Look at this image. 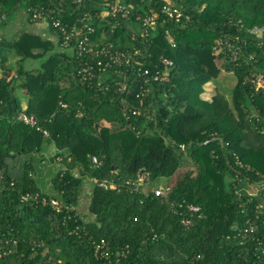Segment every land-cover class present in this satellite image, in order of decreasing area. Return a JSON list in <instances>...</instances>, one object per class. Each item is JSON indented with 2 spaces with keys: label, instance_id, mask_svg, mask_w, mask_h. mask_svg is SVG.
<instances>
[{
  "label": "trees",
  "instance_id": "trees-1",
  "mask_svg": "<svg viewBox=\"0 0 264 264\" xmlns=\"http://www.w3.org/2000/svg\"><path fill=\"white\" fill-rule=\"evenodd\" d=\"M48 1L0 0V26ZM119 2L127 17L89 20L90 54L78 56L74 40L63 48L50 25L59 43L28 30L0 33V264H264V91L248 80L250 68L264 72V0ZM168 3L189 20L165 17ZM87 10L99 9L67 2L61 19L80 24ZM153 12L156 27L141 36L136 16ZM255 26L263 27L261 38L250 32ZM227 35L256 61L236 64L217 52ZM108 43L112 52L131 53L141 69L166 70L167 80L144 84L132 63L106 65L107 55L94 50ZM37 59V67L23 65ZM97 59L103 71L84 79L78 68ZM221 69L236 76L231 100L220 92L204 98V84ZM22 112L36 123L20 119ZM44 144L60 164L51 192L40 188L31 156ZM184 158L195 169L174 178ZM138 172L171 184L161 195L135 190L130 181ZM85 177L93 183L88 221L76 211ZM249 184L259 191L250 193ZM101 240L108 257L94 250Z\"/></svg>",
  "mask_w": 264,
  "mask_h": 264
},
{
  "label": "built area",
  "instance_id": "built-area-1",
  "mask_svg": "<svg viewBox=\"0 0 264 264\" xmlns=\"http://www.w3.org/2000/svg\"><path fill=\"white\" fill-rule=\"evenodd\" d=\"M85 1H90L98 7V11L92 13L91 10L84 11L83 15L79 19L80 24H71L65 23L62 21L61 17L65 13V5L67 2H70L73 5H82ZM161 13L165 15L168 19H173L177 22L187 21L189 20V16L184 14V12L177 6L173 4H165L161 8ZM18 14L24 15L25 19L31 23H38L44 25H50L53 27L54 31L60 33L61 42L60 45L64 47H69V43L71 41H76L77 43V55L81 56L83 54H90L91 48L89 47V34L94 31V27L90 24L89 20L93 19V17H99L100 19H104L107 17L115 18V17H127L129 15V9L122 5L119 0H102L98 2L97 0H49L47 4H29L24 7L22 10L18 12ZM2 19H5V15H2ZM136 19L139 21L140 26L137 27V30L140 31V35L144 36L147 34L148 30H153L156 27V23L158 20V14L156 12L150 14H138ZM250 32L257 38H261L263 35V27L255 26L250 29ZM49 39L59 43V38L56 35L48 33L45 35ZM165 38L167 42L174 47L175 41L171 33L166 30ZM111 43H108L103 48H98L94 50L95 56H99L100 54L107 55L106 65L111 63H125L136 67L142 76L143 83L146 84L149 80L152 81H165L167 80V71H159L155 70V72L150 73L148 69H141L139 66V62L135 60L134 56H132L129 52L124 51H111ZM217 52L223 53L224 57L232 62V63H244L246 65H251L256 61V58L253 54L243 55L241 47L235 43L234 39L229 37L228 35L225 37H221L216 45L214 46ZM138 53V50H134V54ZM162 62L165 65L171 64V61L163 59ZM96 63L97 68H94V64ZM103 64L101 59H97L94 63H89L86 60L83 65L78 68V73L82 74V77L92 78L95 75V72L103 71ZM142 71V72H141ZM248 80L250 85L255 91L263 90L264 91V72L250 68L248 72ZM126 82H119L120 89H126ZM135 113V111H133ZM24 122L34 125L36 120L33 116L27 115L25 113H20L19 116ZM46 134V131H43ZM92 162L97 163L96 157H92ZM147 174L145 172H138L135 179H133L131 184L135 187V190L143 187V184L148 181ZM127 181V183H130ZM104 187H114V183H106L105 181L100 183ZM167 191V187L163 188L161 186L155 187L152 189V192L155 195H161ZM26 199L25 196L22 197ZM45 202V200H44ZM50 204L54 206L56 209H59L58 201L55 199H50ZM188 209L192 212L198 211V207L195 205H189ZM182 223L185 225L189 224V219H182ZM95 252L103 255L104 257H108V251L104 248V241L95 244L94 248Z\"/></svg>",
  "mask_w": 264,
  "mask_h": 264
},
{
  "label": "rangeland",
  "instance_id": "rangeland-1",
  "mask_svg": "<svg viewBox=\"0 0 264 264\" xmlns=\"http://www.w3.org/2000/svg\"><path fill=\"white\" fill-rule=\"evenodd\" d=\"M18 16L19 19L24 15L18 14ZM16 21H17L16 17H12L9 21H7L6 24L0 26V33L6 35L7 37H11L13 34H15V32H19L21 30H32V28L35 26L34 24L32 25L29 24L28 22H26V20L23 19V22L20 24L19 27H17V30H15ZM36 32L41 35H45V33L48 34V27L42 24L41 29H38ZM65 50L69 52V49H65ZM6 52L8 55V61H9L8 63L12 67H15V58H16L15 54L13 53V51L10 50L8 51L6 50ZM39 62H40L39 59L34 60L33 62H31L30 60H25L23 62V65L24 66L32 65L37 67L39 65ZM235 83H236L235 74L232 71L221 69L217 77L213 78L212 80L204 84V90L202 92V96L206 99H210L215 92H220L230 101L232 96V90ZM17 94L21 102L24 103L25 96L23 95V93L21 91H18ZM54 153L55 150L52 147V145L44 144L40 149V151L31 154V156L34 159L33 160L34 165L36 167V179L38 181V184L42 190H45L47 192L52 191L49 180L52 173L60 166L57 160H51V157H53ZM41 157L43 158L42 160H40ZM194 169L195 168L193 164H191L186 158H184L181 161L173 177L176 178L180 176L183 172L194 171ZM169 180L170 179L167 177H158L153 180H148L143 184V190L145 191L146 189L155 188L159 186L165 188L171 184L170 183L171 181ZM92 185L93 183L91 180H89V178L85 177L83 179L82 192L80 194L78 203L76 205V211L85 221L91 220L93 218V214L88 211L89 196L91 193ZM259 189H260V185L257 184H249L247 186V190L250 193H257Z\"/></svg>",
  "mask_w": 264,
  "mask_h": 264
},
{
  "label": "crops",
  "instance_id": "crops-1",
  "mask_svg": "<svg viewBox=\"0 0 264 264\" xmlns=\"http://www.w3.org/2000/svg\"><path fill=\"white\" fill-rule=\"evenodd\" d=\"M18 17H19V16H18V14H17V15H16V19H17V21H16V23H15L16 25L14 24L15 27H16L15 30H17V27H19L20 24L23 22V19L26 20L24 16H22V17L19 18V19H18ZM26 22H28V21L26 20ZM28 23L31 24V25H32V24L35 25V26L32 28V30H28V31L36 32L38 29H41V27H42V24L31 23V22H28ZM10 27H11V26H10ZM6 31H7V30H6ZM45 35H47V34L45 33ZM24 102H25V101H24Z\"/></svg>",
  "mask_w": 264,
  "mask_h": 264
}]
</instances>
